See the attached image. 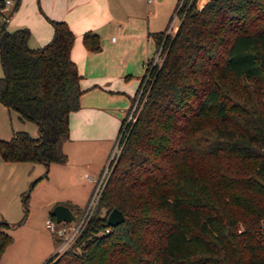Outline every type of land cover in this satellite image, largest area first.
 I'll use <instances>...</instances> for the list:
<instances>
[{
    "label": "trees",
    "instance_id": "trees-1",
    "mask_svg": "<svg viewBox=\"0 0 264 264\" xmlns=\"http://www.w3.org/2000/svg\"><path fill=\"white\" fill-rule=\"evenodd\" d=\"M4 4L0 103L38 134L14 130L0 139V155L65 164L82 93L75 35L50 19L52 38L32 48L26 27L7 29ZM176 11L173 34L168 24L153 33L163 59L145 65L96 210L49 264H264V0H178ZM83 42L99 48L94 32ZM114 207L124 220L110 226ZM0 238L1 251L11 239Z\"/></svg>",
    "mask_w": 264,
    "mask_h": 264
},
{
    "label": "crops",
    "instance_id": "crops-1",
    "mask_svg": "<svg viewBox=\"0 0 264 264\" xmlns=\"http://www.w3.org/2000/svg\"><path fill=\"white\" fill-rule=\"evenodd\" d=\"M12 1L7 15L1 9L7 17L6 26L11 23L12 28L24 26L34 31L35 42L28 44L30 47L50 41V19L65 21L75 35L70 57L77 66L82 93L79 108L69 115V139L62 145L67 162L61 165L67 166L72 183H91L87 203L145 65L155 54L153 33L166 28L178 0H19L15 10ZM19 10L21 14L28 11L33 20H22L21 26L17 25L19 20L12 22ZM87 31L98 35L97 50L85 47L83 35ZM84 153L94 160L91 172L85 170ZM72 203L68 207L76 218L71 206L84 205Z\"/></svg>",
    "mask_w": 264,
    "mask_h": 264
},
{
    "label": "rangeland",
    "instance_id": "rangeland-1",
    "mask_svg": "<svg viewBox=\"0 0 264 264\" xmlns=\"http://www.w3.org/2000/svg\"><path fill=\"white\" fill-rule=\"evenodd\" d=\"M199 1L197 0V4ZM202 1L205 2L206 0ZM2 9L7 15L9 7ZM171 12L170 17L174 15V9ZM28 14V11L21 14L19 10L17 14L13 15L12 22L19 20L17 25H24L22 20L23 23L26 20H33L32 17H28ZM179 22L180 20L177 18L170 34L175 32ZM7 28L14 30L20 27L12 28V24L9 23ZM27 42L28 44L35 42L34 31L29 30ZM34 44L37 45L38 42ZM162 59L161 48H158L152 63L160 64ZM2 75L3 71L0 64V76ZM136 94L137 92L134 97ZM0 109V139H10L12 130H25L33 136L38 134V126L35 122L20 119L17 111L8 110L1 103ZM114 149L115 147L111 148L106 160V164L109 163L110 166L115 163L121 151L119 148L120 151L117 149L112 154ZM82 158L88 166L85 170L91 172L94 164V160H89L91 154L87 157L84 153ZM66 169L67 166L57 162L48 164L41 161L5 162L0 155V232H4L11 239L0 251V264H49V260L55 261L72 245L65 244V241L71 233L70 227L73 225V221L56 222L50 212L57 204L68 206L69 203L74 202L79 206L84 205L83 207L71 206L72 210L79 216L87 204L85 200L90 191L91 183H72ZM103 173L104 170L102 169L97 180L101 179ZM106 178L107 174L102 178L103 182H106ZM96 208L97 206L94 211ZM101 211L103 212L104 209ZM46 219L53 220L56 230L65 227V233L59 234L56 230L47 228Z\"/></svg>",
    "mask_w": 264,
    "mask_h": 264
},
{
    "label": "built area",
    "instance_id": "built-area-1",
    "mask_svg": "<svg viewBox=\"0 0 264 264\" xmlns=\"http://www.w3.org/2000/svg\"><path fill=\"white\" fill-rule=\"evenodd\" d=\"M149 1H151V0H149ZM181 2L182 1H180V5H181ZM10 4H12V0H5L6 9H8L7 6H9ZM177 18H179V16L177 15V11H176L174 13L173 18L171 19L168 27H167L166 33H169V34L171 33V31L174 28L173 25H174ZM135 110H136V108L134 105L133 108L128 113L125 114L126 122H129L130 120H134ZM113 147H115V149H114L112 154H114V152H116L117 149L119 150V148L121 150V147L119 146V139L117 140V137H116V140L113 144ZM111 167H112V165L110 166L109 163L106 164L105 167L103 168V170H104L103 176L101 177L100 180L96 179L93 190L90 194V197L87 200V204H86L85 208L81 211L80 215L75 218V220L73 221V225L70 227L71 233H70L69 237L67 238V240L65 241V244L66 243H68L69 245L72 244L76 240V238L81 234V232L84 230V228L88 224L89 220L91 219V217L93 215V211H94L95 207L97 206L101 192H102V190L105 186V183H106V182H103L102 178H104L105 175L107 174V178L105 180V181H107L108 176L110 174ZM45 222H46L47 228H49L50 230H56L55 229V223L53 222V220L46 219ZM56 231L59 234H64L66 231V228L61 227V228L57 229Z\"/></svg>",
    "mask_w": 264,
    "mask_h": 264
},
{
    "label": "water",
    "instance_id": "water-1",
    "mask_svg": "<svg viewBox=\"0 0 264 264\" xmlns=\"http://www.w3.org/2000/svg\"><path fill=\"white\" fill-rule=\"evenodd\" d=\"M50 214L56 222H71L75 220V215L71 209L64 204H57L52 209ZM124 220L123 212L117 207L112 208L106 217V222L110 226H116Z\"/></svg>",
    "mask_w": 264,
    "mask_h": 264
}]
</instances>
